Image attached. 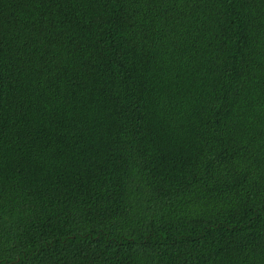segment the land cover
<instances>
[{"label":"trees","instance_id":"16d2710c","mask_svg":"<svg viewBox=\"0 0 264 264\" xmlns=\"http://www.w3.org/2000/svg\"><path fill=\"white\" fill-rule=\"evenodd\" d=\"M0 264H264V0H0Z\"/></svg>","mask_w":264,"mask_h":264}]
</instances>
